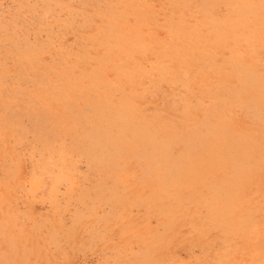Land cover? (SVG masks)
<instances>
[{
	"label": "rangeland",
	"instance_id": "1",
	"mask_svg": "<svg viewBox=\"0 0 264 264\" xmlns=\"http://www.w3.org/2000/svg\"><path fill=\"white\" fill-rule=\"evenodd\" d=\"M0 264H264V0H0Z\"/></svg>",
	"mask_w": 264,
	"mask_h": 264
}]
</instances>
